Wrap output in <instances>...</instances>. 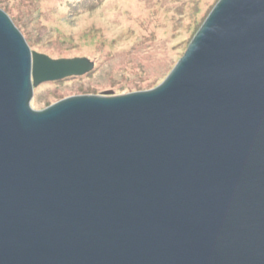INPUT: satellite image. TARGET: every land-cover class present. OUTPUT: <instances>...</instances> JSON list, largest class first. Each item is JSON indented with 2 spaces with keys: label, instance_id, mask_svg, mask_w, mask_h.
<instances>
[{
  "label": "water",
  "instance_id": "1",
  "mask_svg": "<svg viewBox=\"0 0 264 264\" xmlns=\"http://www.w3.org/2000/svg\"><path fill=\"white\" fill-rule=\"evenodd\" d=\"M94 68L0 8V264H264V0H221L156 89L32 108Z\"/></svg>",
  "mask_w": 264,
  "mask_h": 264
},
{
  "label": "rangeland",
  "instance_id": "2",
  "mask_svg": "<svg viewBox=\"0 0 264 264\" xmlns=\"http://www.w3.org/2000/svg\"><path fill=\"white\" fill-rule=\"evenodd\" d=\"M221 0H0L32 52L88 59L89 74L45 83L31 106L75 96H115L162 85Z\"/></svg>",
  "mask_w": 264,
  "mask_h": 264
}]
</instances>
